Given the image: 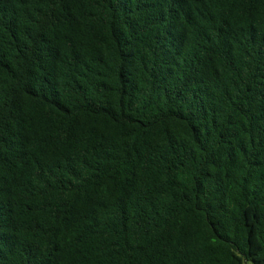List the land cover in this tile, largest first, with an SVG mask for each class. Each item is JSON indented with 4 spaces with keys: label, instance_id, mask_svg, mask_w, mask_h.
Segmentation results:
<instances>
[{
    "label": "trees",
    "instance_id": "obj_1",
    "mask_svg": "<svg viewBox=\"0 0 264 264\" xmlns=\"http://www.w3.org/2000/svg\"><path fill=\"white\" fill-rule=\"evenodd\" d=\"M264 264V0H0V264Z\"/></svg>",
    "mask_w": 264,
    "mask_h": 264
},
{
    "label": "rangeland",
    "instance_id": "obj_2",
    "mask_svg": "<svg viewBox=\"0 0 264 264\" xmlns=\"http://www.w3.org/2000/svg\"><path fill=\"white\" fill-rule=\"evenodd\" d=\"M247 264H252V263L248 262Z\"/></svg>",
    "mask_w": 264,
    "mask_h": 264
}]
</instances>
